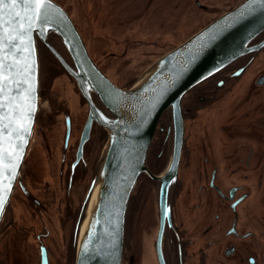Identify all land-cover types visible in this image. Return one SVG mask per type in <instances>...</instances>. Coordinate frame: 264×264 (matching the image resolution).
<instances>
[{
    "label": "flooded vegetation",
    "instance_id": "af4514ba",
    "mask_svg": "<svg viewBox=\"0 0 264 264\" xmlns=\"http://www.w3.org/2000/svg\"><path fill=\"white\" fill-rule=\"evenodd\" d=\"M171 1L154 0L157 18L184 4ZM204 1L192 3L200 9ZM248 50L183 95L182 148L164 217L156 178L170 162L171 133L162 117L128 201L123 264H264V32ZM38 52L39 111L0 222V264H76L79 219L108 139L100 125L90 126L75 81L39 41Z\"/></svg>",
    "mask_w": 264,
    "mask_h": 264
},
{
    "label": "water",
    "instance_id": "95a60500",
    "mask_svg": "<svg viewBox=\"0 0 264 264\" xmlns=\"http://www.w3.org/2000/svg\"><path fill=\"white\" fill-rule=\"evenodd\" d=\"M15 12L23 17V6H4V19L11 23L5 25L9 31L0 52V58L6 57L2 72L7 77L0 84V222L20 177L39 111V41L75 81L86 101L90 126L97 123L108 133L79 219L76 264H123L128 201L139 175L147 171L155 133L165 127L162 117L169 119L171 133L170 162L156 178L164 217L182 148L181 99L249 51L248 45L264 32V0H244L222 14L160 57L129 89L118 87L99 69L72 18L58 3L50 0L49 21L31 30L17 26Z\"/></svg>",
    "mask_w": 264,
    "mask_h": 264
},
{
    "label": "rangeland",
    "instance_id": "374dc122",
    "mask_svg": "<svg viewBox=\"0 0 264 264\" xmlns=\"http://www.w3.org/2000/svg\"><path fill=\"white\" fill-rule=\"evenodd\" d=\"M57 1L71 16L85 40L87 50L104 67L111 80L121 86L132 81L133 85L136 84L160 57L227 12V7L243 2L212 0L219 5H209L203 0L208 6L197 9L192 0H184V4L180 3L178 7L162 13L165 18L161 20L157 18L156 11L151 10L154 0ZM121 7L127 11L119 14ZM45 53L48 54L42 48L41 59H45ZM112 55L115 56L111 57ZM65 92L67 96H72L70 89ZM107 140L106 138L99 157Z\"/></svg>",
    "mask_w": 264,
    "mask_h": 264
},
{
    "label": "snow or ice",
    "instance_id": "6c2138e0",
    "mask_svg": "<svg viewBox=\"0 0 264 264\" xmlns=\"http://www.w3.org/2000/svg\"><path fill=\"white\" fill-rule=\"evenodd\" d=\"M6 4L15 6L20 4L23 6L24 15L21 17L20 12H15L13 14V20L17 21V26L23 30H31L35 28L39 22H48L49 17L47 13L48 5L50 0H0V52L4 50V36L8 33L9 29L5 26L6 23H11V21L6 22L3 16V9ZM15 39V37H11ZM4 59L6 57L0 58V84L7 79L3 75V65ZM3 88L0 87V92ZM3 206V200L0 198V207Z\"/></svg>",
    "mask_w": 264,
    "mask_h": 264
},
{
    "label": "bare ground",
    "instance_id": "6f19581e",
    "mask_svg": "<svg viewBox=\"0 0 264 264\" xmlns=\"http://www.w3.org/2000/svg\"><path fill=\"white\" fill-rule=\"evenodd\" d=\"M85 228H86V226H85ZM85 228H84V230H85Z\"/></svg>",
    "mask_w": 264,
    "mask_h": 264
}]
</instances>
